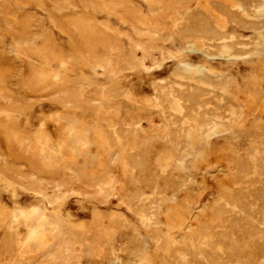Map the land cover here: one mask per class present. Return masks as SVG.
<instances>
[{
	"label": "rangeland",
	"instance_id": "obj_1",
	"mask_svg": "<svg viewBox=\"0 0 264 264\" xmlns=\"http://www.w3.org/2000/svg\"><path fill=\"white\" fill-rule=\"evenodd\" d=\"M263 4L0 0V264H264Z\"/></svg>",
	"mask_w": 264,
	"mask_h": 264
},
{
	"label": "bare ground",
	"instance_id": "obj_2",
	"mask_svg": "<svg viewBox=\"0 0 264 264\" xmlns=\"http://www.w3.org/2000/svg\"><path fill=\"white\" fill-rule=\"evenodd\" d=\"M109 1V0H108ZM139 4V3H138ZM140 5V4H139ZM256 11L257 12H262L263 14H262V16L264 15V4L262 5V6H260V7H258L257 9H256ZM187 13V12H186ZM190 14V13H189ZM186 15V14H185ZM191 15V14H190ZM188 17V16H187ZM187 17H185L184 19H187ZM182 20H183V18L182 19H180L179 20V22L177 23V25H180V24H182ZM8 26V25H7ZM131 26V25H130ZM136 26V25H135ZM135 28V27H134ZM136 32V31H135ZM133 40V39H132ZM261 53V52H260ZM187 119V118H186ZM241 163V162H240ZM238 173V172H237ZM208 182V181H207ZM238 194V193H237ZM231 196V195H230ZM234 196V195H233ZM236 202V201H235ZM259 209V208H258ZM24 218H25V216H24ZM145 227V226H144ZM33 231V230H32ZM145 248V247H144ZM210 255V254H209ZM120 259V258H119ZM207 259V258H206ZM217 259V258H216Z\"/></svg>",
	"mask_w": 264,
	"mask_h": 264
}]
</instances>
